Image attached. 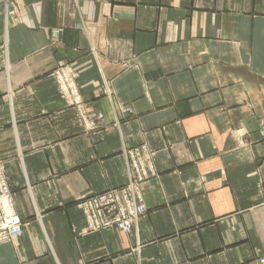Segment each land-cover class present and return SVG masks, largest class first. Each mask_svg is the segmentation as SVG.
<instances>
[{"label":"crops","instance_id":"0c3cea01","mask_svg":"<svg viewBox=\"0 0 264 264\" xmlns=\"http://www.w3.org/2000/svg\"><path fill=\"white\" fill-rule=\"evenodd\" d=\"M59 63L105 128L62 98ZM140 145L159 175L147 217L81 236L77 198L125 185L124 150ZM0 161L29 223L0 264H254L264 0H0Z\"/></svg>","mask_w":264,"mask_h":264},{"label":"rangeland","instance_id":"374dc122","mask_svg":"<svg viewBox=\"0 0 264 264\" xmlns=\"http://www.w3.org/2000/svg\"><path fill=\"white\" fill-rule=\"evenodd\" d=\"M69 70V66L66 63H59L58 67L54 70L53 76L57 80V84L59 86L60 94L62 98L69 103L70 107L75 108L77 111V115L79 119L81 120L82 124L85 126L86 130H93L94 128L97 129L101 126V128H105L106 124H103L102 117H98L95 120L96 121H91L90 115L88 114L86 110V105L84 104L82 97L78 95L77 93V87L75 84V81L72 79V76L67 72ZM73 75V73H72ZM84 104V105H83ZM133 113L132 108L126 107V108H121L120 114L123 116H127ZM148 155L149 157L143 158L141 155ZM124 156L126 157L127 160V165H128V182L120 186L118 188H113L104 192L100 193H95L92 195H83L76 200V207L81 211L83 218L85 220V228L80 232L81 236H86V235H91V234H96L100 232H105V231H116L122 234H132L134 231L138 230V227L140 225V222L144 220L149 212V209L145 203V198L143 194V186L146 182L153 178H158L159 175L156 173V168L154 166V160L156 153L149 148L146 145H140L132 148H127L124 150ZM143 164V169H147L148 171V177H144L140 179L141 177L138 178V165ZM131 168V169H130ZM134 181V182H132ZM3 182H7L6 184H3ZM11 180L8 174V171L6 169V166L3 162L0 161V246L4 244H14L16 240L21 238L22 236L18 237L14 241L9 238V234L11 233L9 231H3V227H6V222H8L9 218L11 216H17L19 215L16 212V207H15V199H14V194L12 191V186H11ZM134 184L133 189L130 191V200L127 198L129 201L133 199V196H135L136 201L138 202L137 206H144V208L147 210V212L143 215H137L133 216L135 219L134 222L133 220H130L129 223H131L132 230L131 232H123L122 230V225L125 224V220L122 218L123 212L130 213V211H133L131 207H129L127 204L128 202H117L116 204L110 203V201H107L108 203H104L102 205V208L105 209H110L114 211L111 216L109 217H104L105 216V211L101 212L102 216L101 219L104 223L109 222L111 225H113V229L109 230H101L98 232H94L90 230L89 223L86 221V214L84 212V206L88 205V203L91 201V199H94L93 197H98L102 196L105 193H109L112 191H122L123 188L129 186V185ZM9 192L8 194L10 197L8 198V195L6 193ZM260 193H261V200L259 204L257 205L258 208L263 210L264 212V186H260ZM5 197L8 198V201L5 199ZM139 198H142V201L139 202ZM87 208V207H86ZM19 219L21 220V223L23 222V227H24V232L25 228L29 225V223L24 222L20 217ZM38 219L39 216H38ZM130 225V224H129ZM264 258V255L256 259L253 263L257 264ZM180 264H189L188 262L186 263H180Z\"/></svg>","mask_w":264,"mask_h":264},{"label":"built area","instance_id":"2783aa9c","mask_svg":"<svg viewBox=\"0 0 264 264\" xmlns=\"http://www.w3.org/2000/svg\"><path fill=\"white\" fill-rule=\"evenodd\" d=\"M141 157L143 158L149 157V154L148 155L142 154ZM137 174H138V178L141 177L140 179L144 177H148V171L146 168L143 169V164L138 165ZM3 184H6L7 186V182H3ZM133 186L134 184L132 185L130 184L129 186L123 188L122 191H119V192L112 191L109 193H105L102 196L93 197L94 199H91L88 205L84 206V212L86 214V221L89 223L91 231L98 232L101 230L113 229V225H111L109 222L104 223L102 221L101 212L103 211L106 212L104 217L111 216L114 211L110 209L102 208V205L104 203H108L107 201H110V203L112 204H116V201H117V202H128L125 204H127L133 210V211H130V213L123 212V215H122V218L125 220V224L122 225L123 232L124 231L131 232L132 226H131V223L129 222L130 220H133L134 222V220L136 219V218L133 219L134 218L133 216L143 215L147 212L144 206L142 205L140 207L137 206L138 202L136 201L135 196H133V199L129 201L130 191L133 189ZM8 193L9 192H7L6 195H8V198H9L10 195ZM8 198L5 197L7 201H8ZM127 198H129V200ZM140 201H142V198H139V202ZM3 231L4 232L9 231L11 233V235L9 234V238H11L14 241L15 239H17L18 237L24 234L23 222L21 223V220L19 219V217H17L16 215L15 216L13 215L9 218L8 222H6V227H3ZM257 264H264V258Z\"/></svg>","mask_w":264,"mask_h":264}]
</instances>
